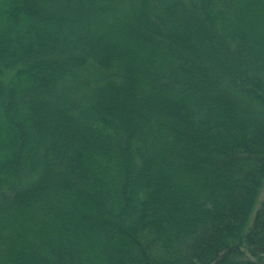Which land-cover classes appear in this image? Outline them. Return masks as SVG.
<instances>
[{
    "label": "trees",
    "instance_id": "trees-1",
    "mask_svg": "<svg viewBox=\"0 0 264 264\" xmlns=\"http://www.w3.org/2000/svg\"><path fill=\"white\" fill-rule=\"evenodd\" d=\"M0 264H264V0H0Z\"/></svg>",
    "mask_w": 264,
    "mask_h": 264
}]
</instances>
